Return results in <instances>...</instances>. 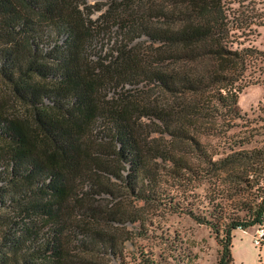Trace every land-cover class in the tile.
Returning a JSON list of instances; mask_svg holds the SVG:
<instances>
[{
    "label": "trees",
    "instance_id": "obj_1",
    "mask_svg": "<svg viewBox=\"0 0 264 264\" xmlns=\"http://www.w3.org/2000/svg\"><path fill=\"white\" fill-rule=\"evenodd\" d=\"M260 3L140 0L129 11L91 18L86 0H0V80L22 106L5 109L0 97V264H65L71 232L80 234L75 246L83 254L106 253L118 256L106 264H128L113 233L64 212L76 185L111 192L96 178L101 169L135 199L176 209L180 202L156 193L161 171L188 178L237 160L239 151L215 157L200 137L231 127L241 115L237 93L261 80L255 71L264 49L244 43L264 24ZM110 32L109 49L96 55L93 47L101 48L99 39ZM140 35L157 43L151 60L130 46ZM139 82L168 98L149 103L106 94L110 86ZM140 117L151 124L146 133L158 134L145 144ZM102 147L112 163L99 159ZM243 156L264 168V147ZM155 158L166 165L160 169ZM261 205L252 198L242 216L192 214L222 232L216 264H230L232 231L258 222ZM89 208L87 216L100 221L127 219L123 210ZM74 261L100 264L86 256ZM139 264L154 262L141 256Z\"/></svg>",
    "mask_w": 264,
    "mask_h": 264
},
{
    "label": "rangeland",
    "instance_id": "obj_2",
    "mask_svg": "<svg viewBox=\"0 0 264 264\" xmlns=\"http://www.w3.org/2000/svg\"><path fill=\"white\" fill-rule=\"evenodd\" d=\"M140 0H121L119 3H110L108 0H86L90 4V17L96 18L103 12L110 10L120 13L129 11ZM264 7V0L260 3ZM109 14V13H108ZM115 24L109 30L115 28ZM113 32L104 34L101 48L95 45L92 49L95 54H103L109 49ZM108 35V36H107ZM107 37H109L107 39ZM244 43L252 44L264 49V24L249 34ZM157 43L151 42L144 35L130 42L132 49L151 60ZM257 65V64H256ZM255 65V67H256ZM260 82L250 83L241 88L237 93V106L240 117L234 120V124L221 134L201 136V141L206 149L214 150L215 157L223 156L228 152L239 151L235 154L237 160L225 168L210 169L202 175L188 178H175L161 171L163 180L156 185V193L163 190L171 195V203L180 202V207L171 209L169 204L159 202H144L135 199L133 194L124 185L115 179L107 171L97 169L94 171L97 180L106 186H110L111 192L99 191L88 183L78 184L72 190L64 212L71 220L79 219L92 226L102 228L114 234L117 246L124 260L128 264H139L141 256H148L154 264H216L221 249V230L216 235L205 223L195 220L192 214L213 217L221 213L223 216L245 213L243 205L255 198L257 200L264 193V168L262 162L257 159L244 158L243 154L264 147V62H259ZM263 79V80H262ZM106 94L111 97L135 98L140 102L152 103L157 99L168 98L166 93L144 83L124 84L122 86H110ZM8 89L0 80V97H5L3 106L6 109L16 110L22 106L8 97ZM140 138L145 144L151 137H158L156 132L146 133L151 126L149 119L140 117ZM147 124V125H146ZM164 137L165 134L163 135ZM105 145V143H104ZM98 152L100 160L114 161L106 147ZM113 160V161H112ZM194 160V158H192ZM251 160L252 163H251ZM158 167L165 166L159 159H153ZM153 163L152 161H150ZM163 168V167H162ZM206 171V170H205ZM238 174V175H237ZM240 176V177H239ZM169 198V197H167ZM175 205V204H174ZM123 210L128 212L127 219L100 221L87 216L93 209ZM176 207V206H175ZM135 214L138 217L135 218ZM115 216H119L115 214ZM134 217V219H128ZM254 225L244 228L236 227L232 231L230 264H264V244L257 246L251 240V232ZM69 251L65 264H79L74 261L78 256H86L96 259L100 264L114 263L118 256H109L106 253L96 255L83 254L75 246L80 234L71 232ZM179 256L181 259L178 260Z\"/></svg>",
    "mask_w": 264,
    "mask_h": 264
},
{
    "label": "built area",
    "instance_id": "obj_3",
    "mask_svg": "<svg viewBox=\"0 0 264 264\" xmlns=\"http://www.w3.org/2000/svg\"><path fill=\"white\" fill-rule=\"evenodd\" d=\"M262 200L261 210H260V220L256 222L254 228L251 232V240L254 245L260 246L264 244V193L260 197Z\"/></svg>",
    "mask_w": 264,
    "mask_h": 264
}]
</instances>
